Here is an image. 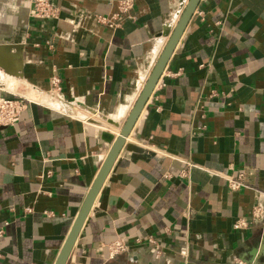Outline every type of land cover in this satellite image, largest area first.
Listing matches in <instances>:
<instances>
[{"label":"crops","instance_id":"crops-1","mask_svg":"<svg viewBox=\"0 0 264 264\" xmlns=\"http://www.w3.org/2000/svg\"><path fill=\"white\" fill-rule=\"evenodd\" d=\"M51 1L40 18L0 0L2 56L35 99L0 125V264L54 263L110 147L100 130L118 133L186 3L133 0L113 29L96 15L117 0ZM126 141L142 150L121 148L65 264H264V222L233 226L264 206V0L198 1Z\"/></svg>","mask_w":264,"mask_h":264},{"label":"water","instance_id":"water-1","mask_svg":"<svg viewBox=\"0 0 264 264\" xmlns=\"http://www.w3.org/2000/svg\"><path fill=\"white\" fill-rule=\"evenodd\" d=\"M198 1L199 0H186V3L174 26L172 27V24L167 23L157 34L158 36H161L162 39L164 35H167V39L163 47L161 48L152 69L146 77L145 82L142 85V88L140 89L139 94L134 104L132 105L125 121L121 125L118 133L114 134L112 131L100 130V137L102 138V140L110 143V147L90 184L88 192L74 218L73 224L53 264H65L73 247V244L78 236V233L83 225V222L90 211L94 199L121 148L124 146V148L127 150H142V147L136 145L135 143L126 141V137L129 134L142 107L145 105L150 94L152 93L189 18L191 17L196 5L198 4ZM162 39L161 41L164 40ZM108 121L111 122L114 126H119V123L117 121H113L112 119H108ZM253 249L254 252L257 251L255 250V248Z\"/></svg>","mask_w":264,"mask_h":264},{"label":"built area","instance_id":"built-area-1","mask_svg":"<svg viewBox=\"0 0 264 264\" xmlns=\"http://www.w3.org/2000/svg\"><path fill=\"white\" fill-rule=\"evenodd\" d=\"M28 9L31 15L40 18L46 17H57L59 12V7L55 5L51 0H28ZM133 6V0H117L115 9L109 14H97L96 20L99 23L105 24L111 28H117L121 25L122 20L125 16L129 15V11ZM0 66V69L4 71L7 75L9 74L8 68L3 69ZM21 75L19 67L17 68V74L15 77ZM60 79L56 74H52L50 77V88L45 92L52 98L58 100V92L60 90ZM35 101L34 99L29 98L28 96L22 94L18 90H12L5 87V83L0 79V125H11L18 118L19 112L24 107L26 102ZM50 171H47L49 173ZM225 178L232 189H237L241 186H247V184L242 180L241 173L237 176L232 174H226ZM27 210H31L29 207ZM251 220L247 217L237 218L233 226L235 228H241L247 226L252 220L259 219L264 222V206L260 203L254 204L251 211ZM1 231V230H0ZM136 240L140 241L139 238ZM148 242L156 244L155 239L151 236L147 238ZM129 247V242L123 237H117L110 241L107 245L108 255L113 257L115 254L127 250ZM172 264V263H171Z\"/></svg>","mask_w":264,"mask_h":264},{"label":"bare ground","instance_id":"bare-ground-1","mask_svg":"<svg viewBox=\"0 0 264 264\" xmlns=\"http://www.w3.org/2000/svg\"><path fill=\"white\" fill-rule=\"evenodd\" d=\"M171 24V23H170ZM167 37V35H164L163 36V39H165ZM162 39V40H163ZM162 44V43H161ZM11 50V49H9V48H7V46L6 45H2V44H0V66L1 65H4L5 67H7L8 68V71H9V74L13 77V79L15 78V75L17 74V68L19 67V66H17L14 70H12L11 68H10V65L9 64H5L6 62L4 61V57L2 56V51L3 50ZM0 71H3V70H1L0 69ZM15 80V79H14ZM16 81V80H15ZM5 83V82H4ZM5 87H7L6 86V83H5ZM30 98V97H29ZM32 99V98H31ZM35 100V99H34ZM82 109H84V110H87V109H85V108H82ZM88 111H90V110H88ZM85 120H86V118L87 117H83ZM89 120H90V122H93V123H98L97 122V120H94V119H91V118H89ZM116 127V126H115Z\"/></svg>","mask_w":264,"mask_h":264},{"label":"rangeland","instance_id":"rangeland-1","mask_svg":"<svg viewBox=\"0 0 264 264\" xmlns=\"http://www.w3.org/2000/svg\"><path fill=\"white\" fill-rule=\"evenodd\" d=\"M0 79L3 80V82L6 83V86L8 89H12V90H17L15 87L16 81L13 79V77L11 75H7L4 73V71H0ZM22 94L26 95V96H30L28 95L29 93H24L22 90L20 91ZM32 98V97H30ZM33 99V98H32Z\"/></svg>","mask_w":264,"mask_h":264}]
</instances>
